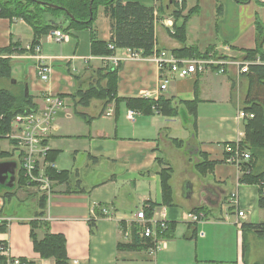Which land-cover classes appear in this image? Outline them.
<instances>
[{
  "label": "crops",
  "instance_id": "1",
  "mask_svg": "<svg viewBox=\"0 0 264 264\" xmlns=\"http://www.w3.org/2000/svg\"><path fill=\"white\" fill-rule=\"evenodd\" d=\"M123 1L159 5V0ZM182 1L185 12L198 5L187 22V45L195 46L200 53L209 46L228 45L230 54L237 57L244 55L242 50L255 47V14L264 24V5L252 0L243 4L234 0ZM217 4L222 7L220 16ZM158 16L155 48L172 52L181 46L170 35L173 20L161 13ZM64 32L65 38L60 42L54 40L51 31L40 37L41 55L52 70L46 80H41L35 54L29 55L33 65L25 76L24 87L27 85L38 109L45 105L47 93L63 99V106L54 115L53 128L41 146L45 151H59L57 159L51 162L54 169L74 171L69 188L75 192H65L66 183L52 182L43 219L48 222L50 233L65 237L68 263L77 260L80 264H247L245 236L252 230H242L241 225L264 223V206L259 207V186L239 183V166L224 161L225 145L237 143L244 136L243 119L238 113L244 107L248 86L245 74H239L234 66L224 73L209 68L185 77L171 76L166 90L159 92V70L153 55L144 57L138 52L128 56L127 48H118L111 56L91 54L92 36L107 42L111 38L110 21L102 7L92 29ZM32 36L31 27L22 19L0 17V48L11 41L26 48ZM13 56L25 58L17 53ZM55 63L64 66L53 67ZM118 64L116 90L120 98L163 95L178 104L179 100L196 97L195 134L192 125L188 126L190 119L182 105L179 117L138 112L133 118L127 117L129 108L124 102L112 101L104 106L102 100L92 99L86 107L74 106V91L95 83V70ZM172 139L182 140L183 147L175 146ZM4 140L9 147L2 149L11 151L12 143ZM199 151L218 162L212 173L203 177L193 168ZM37 158L39 165L48 164L43 161V153ZM157 159L165 161L164 168H172L171 205L162 202ZM232 192L237 194V207L228 204ZM38 196L36 186L17 189L21 205L12 214L2 212L0 220L7 229L0 232V243L8 247L11 257L34 264H55L53 258H41L34 251L29 235L27 221L37 209ZM28 204L33 207L29 212L23 210ZM151 204L154 207L146 218L152 222L154 238L158 225L164 230L166 222L174 221L173 237L157 239L155 247L149 250H117V242L131 240L130 226L137 224V212L143 209L145 214ZM2 205L0 197V209ZM198 206H204L208 213L193 223L187 214ZM94 207L106 208L108 212L96 219V228L91 232L87 221L93 216ZM238 209L244 211V217L237 215ZM122 224L130 233L128 237ZM36 233L41 239L45 229H37Z\"/></svg>",
  "mask_w": 264,
  "mask_h": 264
},
{
  "label": "trees",
  "instance_id": "2",
  "mask_svg": "<svg viewBox=\"0 0 264 264\" xmlns=\"http://www.w3.org/2000/svg\"><path fill=\"white\" fill-rule=\"evenodd\" d=\"M0 0V17L4 18H18L25 21L32 29V40L29 48H23L17 42H10L8 46L0 48V142L7 139V134L11 131V122L17 114L38 109L33 102L32 96L28 94L25 96L22 90L20 94L5 88L1 85V80L10 79L11 64L14 54L33 55L34 46L39 44V39L42 35L48 34L54 29H62L68 31L70 29H92L93 23L97 16L99 8H103L105 14L110 21L111 38L109 42L94 40L90 45V52L94 56H111L118 48H127L132 51H138L141 56L148 57L153 55L157 50L155 48V23L158 21V14L168 15L172 18V31L170 35L173 39L181 44L179 48L172 50V53L178 58H205L207 54L213 50V46H209L203 53H200L195 46L187 45L186 27L187 22L192 14L197 12L198 5L188 9L182 0H159L158 6H146L139 1H123V0ZM237 3H246L248 0H234ZM253 2L264 5V2L259 0H252ZM168 6V7H167ZM222 7L217 4V15L220 16ZM156 12V13H155ZM61 17L64 18V27L57 22ZM72 19H71V18ZM255 47L252 49H244L243 58L253 60L256 56L264 59V24L257 14H255ZM66 25V26H65ZM93 35V34H92ZM113 45L114 48H110ZM119 64L115 67L100 68L95 70L96 82L91 83L88 87L78 88L74 91L72 99L75 107H86L92 99H100L103 105L110 102H124L127 108L134 109L142 114L158 113L167 117H174L179 114V105L185 108V112L189 116L192 125L193 134L196 132V109L198 99L195 97L190 101L179 100L178 104H174L172 98H166L159 95L157 98L148 97H128L120 98L117 96L116 82L117 69ZM248 80L246 96L244 100L245 113L253 114L252 117L243 118L244 136L237 143H229L233 148L238 150L248 151L250 158L248 161L239 163L241 174L238 178L239 183L256 184L259 186V207L264 206V196L262 190L264 189V170L258 171L256 169L257 162L264 156V65L254 64L249 68L248 73L245 74ZM76 79V78H75ZM197 87V84H196ZM82 117L85 114L80 113ZM10 143H13L9 140ZM172 142L178 148L183 147V141L179 139H172ZM44 144V142H43ZM58 150H46L43 161L45 163L54 162ZM228 153H225L227 156ZM15 156L18 163L16 171L15 187L12 190H1L0 197L3 200L2 208L0 209V216L2 212L6 211L7 206L13 202L16 206L21 204L16 197L17 189L25 186V176L20 166V157L15 155L14 150H4L0 147V159H13ZM218 163L214 160H209L208 155L199 151L198 160L193 164L194 170L199 176H206L212 173L214 166ZM157 166L156 171L161 178L162 188V202L165 205H171L173 200V191L170 185V178L172 175V168H164V160L157 159L155 161ZM38 170V163L36 164ZM45 173L52 182L66 183L65 192H75L69 188V181L74 175V171L56 170L52 166L45 167ZM47 195L39 192L37 200V209L33 213L32 218L27 221L30 226V238L32 240L33 249L39 254L41 258H53L55 264H69L65 237L62 234H54L49 232V224L43 218L45 217ZM154 205L145 210L146 217H150ZM195 213H203L206 215L208 211L204 206L195 207ZM99 207L94 210V215L91 216L87 223L89 230L94 232L96 228V219L103 217ZM122 226H124L122 224ZM175 222H166V228L161 230L158 225V234L156 238H140L137 236V225L131 224L130 231L132 238L129 242H117L116 248L119 251H142L153 249L156 245L157 239H170L173 237ZM248 227L254 231L256 235H264V223L258 224H242V230ZM45 229L43 238L37 237V229ZM7 226L3 220H0V232L6 231ZM126 226L123 227V231ZM244 248V246H243ZM22 261H27L21 258ZM6 257L0 255V264H6ZM27 264H34L27 261ZM252 264H264V257L260 261Z\"/></svg>",
  "mask_w": 264,
  "mask_h": 264
},
{
  "label": "built area",
  "instance_id": "3",
  "mask_svg": "<svg viewBox=\"0 0 264 264\" xmlns=\"http://www.w3.org/2000/svg\"><path fill=\"white\" fill-rule=\"evenodd\" d=\"M51 35L55 41L60 42L65 38V32L62 29H54L51 31ZM27 45L26 48H29ZM110 48H114L110 45ZM230 47L228 45H221L220 47H214L205 58H178L172 52L167 50H155L153 57L157 63L159 70L158 78V91L162 92L166 90L171 76L185 77L197 72H203L207 69H214L217 72L224 73L230 66H234L239 74H246L249 71L251 65L263 64L264 59L256 56L253 60H247L243 57H237L230 54ZM128 56H136L138 51H132L128 49ZM34 54L37 60L36 69L37 74L41 80H46L52 70V65L44 61V57L41 55V48L39 44L34 46ZM117 59L115 60L116 63ZM159 95L155 96L157 98ZM45 105L40 109L31 110L23 114H17L11 122V131L6 135L7 140L12 141L13 150L15 155L21 154L20 166L25 176V186H36L37 190L47 196L52 191V181L45 173L46 166H52L48 163L46 166L39 165L37 155L45 153L44 148L41 146L44 139L48 136L53 128V118L58 109L63 106V99L58 94L47 93L44 97ZM138 111L129 109L127 112L128 118H133ZM109 114V113H108ZM240 118L252 117L253 114L245 113L240 110L238 113ZM224 161L239 166V163L248 161L250 158L248 151H240L238 148H233L230 144L225 145ZM38 163V170L35 172ZM264 196V189L262 190ZM237 194L232 192L228 199V204L233 207L238 206ZM93 208V215L94 210ZM101 212L106 215L107 209L99 207ZM239 217H244L243 210H237ZM190 221L197 223L204 218L203 213L191 212L187 214ZM137 236L140 238H154V231L152 228V222L146 218L144 210L141 209L137 212ZM163 227L165 224L162 223ZM129 231H125V236H129ZM202 235V232H200ZM0 255L6 257V264H27V261H22L21 258L11 257L9 255L8 247L0 243ZM72 264H80L77 260H74Z\"/></svg>",
  "mask_w": 264,
  "mask_h": 264
},
{
  "label": "rangeland",
  "instance_id": "4",
  "mask_svg": "<svg viewBox=\"0 0 264 264\" xmlns=\"http://www.w3.org/2000/svg\"><path fill=\"white\" fill-rule=\"evenodd\" d=\"M22 55L25 56L24 59L21 58V59H13L12 60L10 79L1 80V85L3 87L8 88V89H10L13 92L18 93V94H20L22 90L24 91V82L26 80L25 76L28 73L30 66L33 65V58H30L31 56L26 55V54H22ZM63 66L64 65H62L60 63H55L53 67H61L62 68ZM96 76L97 75L95 73V77ZM13 80L16 82L14 83ZM178 117H179V115H178ZM188 126H189V128H191L190 127L191 123L188 124ZM0 143H1L0 144L1 148H6L7 146L9 147V145L7 144V142L5 140L1 141ZM14 158H16V157L13 156V159ZM56 159H57V157H56ZM176 165H179L178 159H177ZM256 169L258 171L264 170V156L262 157V159H260L257 162ZM179 175H182V173H180ZM20 205L21 204L16 206V203L13 202L11 205L7 206L6 210L12 214L13 212L16 211L17 207H20ZM32 208L33 207L28 204L26 206V208L23 210L29 212V211H31ZM232 243H233V240L230 241V246ZM231 251H233V249H231ZM245 252H246L247 264H252L256 261L262 260V258L264 257V235L258 236L253 231L247 232L246 236H245Z\"/></svg>",
  "mask_w": 264,
  "mask_h": 264
},
{
  "label": "water",
  "instance_id": "5",
  "mask_svg": "<svg viewBox=\"0 0 264 264\" xmlns=\"http://www.w3.org/2000/svg\"><path fill=\"white\" fill-rule=\"evenodd\" d=\"M92 1L93 0L90 1V5ZM250 1L251 0H248L247 2H250ZM57 22L60 23L61 27H64L63 17L57 20ZM24 90H25L24 94L25 96H27L28 95L27 85H25ZM17 167H18V163L16 159H0V191L3 189H6V190L14 189L15 182H16Z\"/></svg>",
  "mask_w": 264,
  "mask_h": 264
},
{
  "label": "bare ground",
  "instance_id": "6",
  "mask_svg": "<svg viewBox=\"0 0 264 264\" xmlns=\"http://www.w3.org/2000/svg\"><path fill=\"white\" fill-rule=\"evenodd\" d=\"M244 109V108H243Z\"/></svg>",
  "mask_w": 264,
  "mask_h": 264
}]
</instances>
